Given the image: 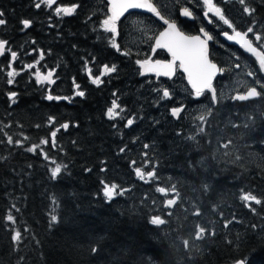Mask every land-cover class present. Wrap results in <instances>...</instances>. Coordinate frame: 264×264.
Listing matches in <instances>:
<instances>
[{"label": "trees", "instance_id": "1", "mask_svg": "<svg viewBox=\"0 0 264 264\" xmlns=\"http://www.w3.org/2000/svg\"><path fill=\"white\" fill-rule=\"evenodd\" d=\"M245 4L256 12L248 16L237 0L233 15L239 27H254L262 40L251 33L249 39L264 47V0ZM31 8L18 0H0L7 21L0 26V39L8 42L10 53H17L14 62L10 55L0 57V264H230L239 259L264 264L263 103L220 104L198 134L170 124L164 131L154 130L149 164L140 167L139 152L130 149L114 156L109 151L110 138L103 127L94 126V119H100L92 105L67 111L64 103L45 98L56 95L48 85H37L32 74L65 65L66 34L54 51L47 18ZM23 19H31L32 26L19 37ZM23 43L31 56H20ZM29 64L37 67L24 69ZM10 65L18 73L12 85ZM10 92L17 93L15 103ZM65 123L66 131L61 127ZM71 123L76 127L70 128ZM57 129L53 145L51 132ZM33 145L38 146L35 154L26 150ZM57 164L62 171L53 181L50 167ZM136 167L145 173L155 168L158 179L142 182ZM112 183L118 184L117 192L133 191L108 202L104 184ZM157 186L167 189L164 199L155 192ZM241 189L262 200L261 205L253 203L255 212L240 201ZM172 197L174 207L164 208ZM52 214L58 222L50 226ZM153 216L164 223L150 224ZM233 217L239 222L224 228ZM17 231L21 238L14 242ZM92 247L98 248L96 254Z\"/></svg>", "mask_w": 264, "mask_h": 264}, {"label": "flooded vegetation", "instance_id": "2", "mask_svg": "<svg viewBox=\"0 0 264 264\" xmlns=\"http://www.w3.org/2000/svg\"><path fill=\"white\" fill-rule=\"evenodd\" d=\"M18 1L23 6L29 5L32 7L33 11L31 10V12L34 15L42 13L47 18L49 28L53 31V41L51 43L54 51L61 48V42L57 43V40L60 36L66 34L64 45L67 58L66 62L64 61L65 65L59 67L55 64L51 69L54 71L53 79L55 83H46L54 95L62 98L58 102L64 103L67 111L79 104L83 106L92 105L93 111L100 119H94V126L97 129L103 127L105 133L109 136L108 138H110L107 145L109 151L114 156L121 153V148L125 149L124 152L130 149L139 152L138 157L140 164H142L140 167L149 164L150 156L148 153L151 151L154 130L161 129L164 131V126L168 124L181 129L188 127L189 118L184 120L188 111L194 112L199 108L202 111L206 109L204 108L205 105H210L208 119L220 104L249 103L232 100L235 95H242L249 89H254L258 94V98L254 101L264 105V93L260 92V86L264 83V75L260 74L252 59L242 54L233 45H228L225 42L222 33L227 31L231 35L233 34L232 29H229L211 13L209 17L213 22H208V19L204 16L207 5H204L203 0H149L157 7L158 11H161L165 18L174 20L178 29L186 35H200L203 39L201 33L203 28L213 37L208 42L209 59L217 64L218 74L210 85L212 95L210 96V93L205 91V94L198 99L194 98V92L190 91L185 85L184 78L178 73V69L171 79L141 74L142 70L136 63L137 60L150 59L164 62L170 60L165 51L153 49L154 39L159 32L167 27L159 18L135 12L127 13L121 17L117 21L116 42L120 46V52H117L111 46L113 34L103 30V20L109 16L107 13L108 4L105 0H56L51 8L42 4L40 9L35 7L38 0ZM213 2L224 9L226 17L232 21L235 30L241 32L247 30L238 26V18L233 15L231 0H213ZM73 6H77L73 15L65 16L61 14L58 16L55 13L57 7ZM185 7L192 11L193 17L180 16V10ZM133 24L148 26L152 29L148 33L150 39L147 45H143L142 42L139 45L133 43L137 36L146 35L148 32L146 28L143 34L139 31L140 34L138 32L137 36L136 34L133 35L135 31ZM28 29H22L18 36L24 37ZM248 38L250 37L248 36ZM255 43L253 42V46L257 47V43ZM9 49V46L6 45L5 51L0 57L7 54L10 55L11 60ZM257 49L264 52L263 46L257 47ZM20 50V56L32 55L28 44H21ZM121 53H127V55ZM38 55L40 56V54ZM104 65L109 67L115 65L117 71L102 75ZM24 69L28 68L24 66ZM89 71H91V76ZM47 72L41 73L46 75ZM94 77H100L103 82L98 86L93 84L92 78ZM243 79L248 81L245 86L243 85ZM233 80L239 81L241 84L237 90L231 89ZM223 81L227 82L228 87H230L227 93H224ZM36 84L43 85L44 83L36 82ZM77 84L80 86L79 90L85 92L83 98L75 95ZM169 88H171L169 91L171 98L169 101L164 102L161 98L163 90ZM114 93L115 95H113ZM65 97L68 99H64ZM189 98H192L193 101H189ZM113 100L120 105V108L117 109L120 115L115 119H109L106 113L108 108L112 106ZM173 107H184L179 119L171 116L170 109ZM121 108L123 111H120ZM128 119H134L131 126H126ZM71 127L76 126L71 123ZM194 132L198 134L197 130ZM100 133L102 134L103 131H100ZM162 140L165 143L164 138ZM145 144L149 145L147 149L144 148ZM162 144H159L158 147ZM146 152L147 155H145ZM161 197L164 199L166 196L162 195Z\"/></svg>", "mask_w": 264, "mask_h": 264}, {"label": "snow or ice", "instance_id": "3", "mask_svg": "<svg viewBox=\"0 0 264 264\" xmlns=\"http://www.w3.org/2000/svg\"><path fill=\"white\" fill-rule=\"evenodd\" d=\"M241 5H245L243 7V12L247 14L248 16H252L256 12V8L249 7L245 4V0H239ZM56 3V0H38V2L35 3V7L37 9L41 8V5H47L48 8H51L52 5ZM110 8L108 9L111 13L106 19L103 20V30L113 34L112 40H111V46L116 49L117 52H120V46L116 42V34H117V21L121 19V17L124 16V14L129 9H147L148 12L154 13L156 17L159 18L163 22L164 25L167 27L159 32V35L155 39V49H166L168 53L171 55V59L167 62L161 61V60H155L152 61L150 59H144V60H137L136 63L139 65L141 71V74H147V73H154L157 77L164 76V77H173V75L176 73L177 69L182 71L186 74L187 83L191 86V89L194 90V98L198 99L202 97L205 94L206 90H209L210 85L207 83L205 76L203 75L202 70L205 67L210 66L213 69H216L218 66L217 64L213 63L209 59V51H208V42L213 39V37L205 31L203 28L201 29V33L203 34V39L200 35H186L184 32L180 31L177 27V24L174 20H170L165 18L164 15H162L161 11H158L157 7L154 6L152 3L149 2V0H109ZM204 5H207V10L204 12V16L208 19L209 23H212V19L209 17V14L211 13L214 17H216L219 21H221L224 25H226L229 29L233 30V34H229L227 31L223 32V36L228 41H235L237 44L240 45L241 48H243L247 53H250L253 57H255L256 60L260 59V53L257 52V47L253 46V41L248 38L249 33H251L255 40L257 42H260L262 40V36L254 31V27H248L246 31L241 32L235 30L234 24L232 21L226 17L224 9L222 7L217 6L216 3L213 2V0H203ZM77 6L73 7H57L55 9L56 15H65L70 16L73 15L76 11ZM184 17H193L192 11H190L189 8L185 7L182 10L181 13ZM5 17V13L3 11H0V26H4L7 24ZM22 28L28 29L32 26V20L31 19H23L21 21ZM6 40L0 39V55H2L5 51V47L7 45ZM264 53V52H261ZM124 55H127V53H121ZM40 57L43 59L44 53L43 51L40 52ZM17 58L16 52H11V60L14 62ZM36 63H39L37 61ZM11 70L8 71V84L12 85L14 83V78L18 73L14 68H11V65L9 66ZM27 68H33L35 67L34 64H29L26 66ZM117 71V68L115 65H112L109 67L108 65H104L103 67V73L102 75H107L111 73H115ZM260 71V69H259ZM220 74H223L222 72H219ZM218 74V73H217ZM54 71L49 70L47 74H42L39 70L35 73V78L37 83H48L52 84L55 83L53 79ZM89 75L91 76V71H89ZM214 79V77H213ZM260 80V78H259ZM103 81L100 77H94L92 78V83L95 85L101 84ZM79 85H76L77 91L75 92V95L79 97H84L85 92L79 90ZM260 92L264 93V83L260 86ZM210 96L212 93L209 91ZM115 95V93L113 94ZM163 98L170 99L171 94L169 90L164 89L162 93ZM17 93L16 92H10L9 93V100L12 101V103L16 102ZM48 101L57 100L59 101L62 99L59 96H53L51 93H49L45 97ZM68 99V98H64ZM120 108V105L113 100L112 106L108 108L107 110V117L109 119H115L117 116L120 115V112L117 111V109ZM120 111H123L121 108ZM184 111V107H173L170 109L171 116L174 118L179 119L181 112ZM50 121L54 118H49ZM134 123V119H128L126 126H131ZM63 129H67L69 125L67 123L63 124L61 126ZM59 129L51 132V137L53 138V145H55V138L57 136V132ZM180 135V133H178ZM8 143H12V137H8ZM17 145L21 143V141H16ZM43 144H47L48 141L44 140L41 141ZM37 145H33L32 147L26 149L28 152L35 154ZM149 145L145 144L144 148L147 149ZM125 151L124 148L120 149V152L123 153ZM147 155V153H145ZM43 158L45 160L48 159L47 153H44ZM135 164V162H132ZM31 167V166H29ZM66 167V165L64 166ZM147 167V164L145 165ZM62 171L61 165L57 164L52 170H51V179L53 181H56L59 177L60 173ZM90 171V169L88 170ZM135 176L143 181L144 183H150L154 179H158L157 171L155 168H153L150 171H147L146 173L142 171L140 167L135 168ZM147 177V178H146ZM117 183H112L111 186H108V184H104L103 189V195L105 198H107L108 202H111L113 198L117 195L124 196L125 194H130L133 189L131 188H122L119 192H117L118 188ZM155 192L162 194L163 196H167L168 192L167 189L163 186H157L155 187ZM251 191H245L241 189L240 194V201L244 202V206L246 208L251 209L253 212L256 211V208L253 207V203L255 205H261L262 200L257 197V195L250 194ZM167 207V204L164 205ZM53 212H55V209H53ZM223 215V214H222ZM221 215V216H222ZM7 219L13 223H15V219L12 215H8ZM239 222L235 217L232 219L227 220L224 222L223 227L229 228V226L233 222ZM58 222V216L56 214H52L50 217V226L55 225ZM164 223V219L160 218L158 216H153L150 219V224L156 226V225H162ZM256 226L253 225V228ZM26 231V230H25ZM210 235L214 236L216 235L215 232L210 233ZM21 233L20 231L15 232V234L11 237L12 241L14 240H20ZM98 251L97 247L91 248V253L96 254ZM236 264H246V261L243 259H239L236 261Z\"/></svg>", "mask_w": 264, "mask_h": 264}, {"label": "water", "instance_id": "4", "mask_svg": "<svg viewBox=\"0 0 264 264\" xmlns=\"http://www.w3.org/2000/svg\"><path fill=\"white\" fill-rule=\"evenodd\" d=\"M108 4V7H107V13L108 15H110L111 13L109 12V8H110V3H109V0H105ZM132 12H135V13H142V14H145V15H148V16H154L155 18H158L155 16L154 13H150L147 11V9H129L124 15H126L127 13H132ZM182 13V10H180V16L181 17H184L181 15ZM159 35V34H158ZM157 35V36H158ZM156 36V37H157ZM156 39V38H155ZM155 39H154V42H153V49H155ZM224 40L225 42L228 44V45H233L234 47H236L242 54H244L245 56L249 57L250 59H252L255 64L257 65L258 69H260V74L261 75H264V54L261 53L260 50L257 49V52L260 53V59L256 60L255 57H253L250 53H247L243 48L240 47L239 44H237L235 41H228L225 37H224ZM158 50H163V52L165 51L166 55L171 59V55L170 53L167 52L166 49H158ZM203 75L205 76L206 78V81L209 85H211L212 81L214 80L213 77L215 78L217 73H218V69H213L211 68L210 66L208 67H205L203 70ZM178 73H180L183 78H184V83L185 85L188 87V89L192 92H194V90L191 89V86L187 83V79H186V74L183 73L182 71H180L178 69ZM146 75H152L154 77H157L154 73H147ZM161 77H164V76H161ZM165 78H168V79H171L169 77H165ZM48 84V83H47ZM207 92H211L212 93V90L210 89L209 87V90H206ZM258 98V94L257 92L254 90V89H249L248 91H246L244 94L242 95H235L233 97V101H236V102H250V101H254ZM162 196V194H160ZM176 203V198L172 197L170 199H166L163 203V206L165 204H167V207L164 206V208L166 209H172L174 207ZM159 226V225H157ZM230 264H236V262L234 263H230Z\"/></svg>", "mask_w": 264, "mask_h": 264}, {"label": "rangeland", "instance_id": "5", "mask_svg": "<svg viewBox=\"0 0 264 264\" xmlns=\"http://www.w3.org/2000/svg\"><path fill=\"white\" fill-rule=\"evenodd\" d=\"M232 2H236L237 3V0L235 1V0H231ZM239 5V4H238ZM133 26H134V28H135V31H134V33H133V35L134 34H136V36H137V33L139 32V31H141L142 32V34L144 33V31L146 30V28L148 29V32H147V34L146 35H139V36H137V38L135 39V40H133V43H135V45H139V44H141V42L143 43V45H147V43L149 42V39H150V35L148 34L152 29H150L148 26H138L137 24H133ZM139 34H140V32H139ZM37 61H39V63L38 64H40V61H41V58L40 57H36V62ZM40 70V69H39ZM32 76L35 78V73H33L32 74ZM251 77V76H250ZM44 84H46V83H44ZM248 84V81L246 80V79H243V85L245 86V85H247ZM240 82L238 81H235V80H233L232 81V86H231V89L232 90H237L239 87H240ZM223 86H224V93H227V91L230 89V87H228V83L227 82H225V81H223ZM170 89L171 88H169V89H167V90H169L170 91ZM161 93V92H160ZM161 98L164 100V102H167V101H169V99H165V98H163V96H161ZM189 101H193V99L192 98H189ZM204 108H206V109H204V110H202L201 111V109L199 108L198 110H196V111H188L187 113H186V116L184 117V120H186V119H188L189 118V124H188V127H186V128H184V131H187V132H189V131H194V130H197V131H199V132H201V131H204L205 130V120L207 119V117H208V110L210 109V105H205L204 106ZM183 132V131H182ZM179 133V132H178ZM178 133H177V135H178ZM197 134V133H196ZM178 136H180V135H178ZM41 152V151H40ZM43 152H41V157L43 158ZM44 159V158H43ZM54 167L52 166V167H50V170H52ZM154 182H156V181H154ZM104 196V195H103ZM10 222V221H9ZM15 234V233H14ZM13 234V235H14ZM14 242H16V240H14Z\"/></svg>", "mask_w": 264, "mask_h": 264}]
</instances>
